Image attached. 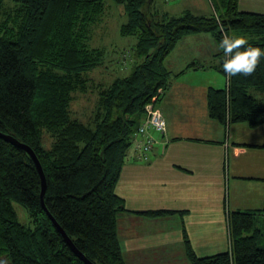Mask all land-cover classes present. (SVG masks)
<instances>
[{
  "label": "trees",
  "instance_id": "trees-1",
  "mask_svg": "<svg viewBox=\"0 0 264 264\" xmlns=\"http://www.w3.org/2000/svg\"><path fill=\"white\" fill-rule=\"evenodd\" d=\"M5 1L0 0V132L33 147L47 191L44 209L33 158L0 137V264H87L49 212L94 264H126L118 226L127 209L116 185L145 105L156 104L168 86L164 59L185 34L206 31L219 42L232 31L264 53V14L241 11L238 0H212V15L152 12L154 0ZM108 1L124 6L128 22L120 32L136 36L139 62L130 75L104 85L85 73L104 56L88 40ZM219 55L223 61L222 49ZM221 72L226 74L223 67ZM92 88L98 89V102L83 121L73 104ZM251 88L264 91V55L253 74L228 77L227 88L209 89V115L224 123L262 124L264 103ZM44 135L51 138L49 147L42 145ZM227 216L230 247L216 255H197L184 228L189 264H264V204Z\"/></svg>",
  "mask_w": 264,
  "mask_h": 264
},
{
  "label": "crops",
  "instance_id": "crops-1",
  "mask_svg": "<svg viewBox=\"0 0 264 264\" xmlns=\"http://www.w3.org/2000/svg\"><path fill=\"white\" fill-rule=\"evenodd\" d=\"M238 6L264 14V0ZM171 8L164 12L179 14ZM218 45L211 32L185 34L164 59L170 76L158 101L166 134L153 131L158 142L146 161L132 147L116 185L127 209L118 226L126 264H189L184 228L197 255L226 252L228 212L264 204V122L209 115V89L228 86ZM249 93L264 103V91Z\"/></svg>",
  "mask_w": 264,
  "mask_h": 264
},
{
  "label": "rangeland",
  "instance_id": "rangeland-1",
  "mask_svg": "<svg viewBox=\"0 0 264 264\" xmlns=\"http://www.w3.org/2000/svg\"><path fill=\"white\" fill-rule=\"evenodd\" d=\"M173 1L174 0H171V2L166 0H154L151 5V11L154 12L157 10L161 14L164 11L170 10L172 7L171 12L173 10L180 14L183 8L190 7V10L193 13L199 15H212L214 13L213 8L211 7L212 0ZM175 2L178 4H175V6L170 5ZM5 4L9 6L12 5V2L10 0H6ZM99 19L98 23H95V25L91 27L89 33L91 38L88 41L92 48L103 49L104 56L100 65L91 68V70H86V72L89 71V73H85V76L87 75L89 78L95 79V84L101 82L104 85H109L120 77L130 75L132 70L136 67V63L139 62L134 51L137 38L135 35L124 36L122 32H120L121 26L128 22L126 10H124L123 5L108 1L104 13L99 17ZM233 33L234 32L230 31V35ZM120 62L121 64H119ZM97 93L98 89L92 88V90L87 93V98L80 95L76 98V102L73 106L74 110L79 112L76 116H78L81 120L85 121V116L96 107L98 102ZM156 107L160 109L162 108L159 101L156 102ZM154 133L161 132L155 130ZM50 141L51 138L44 135L42 138V145L49 147ZM129 153L132 154V147L130 148ZM18 209H21V206H19ZM20 217L21 220H23L24 216L20 214ZM260 219L263 220V216H261ZM259 225L263 228L264 233L263 222H260ZM260 245H264V235L260 238L259 246Z\"/></svg>",
  "mask_w": 264,
  "mask_h": 264
},
{
  "label": "clouds",
  "instance_id": "clouds-1",
  "mask_svg": "<svg viewBox=\"0 0 264 264\" xmlns=\"http://www.w3.org/2000/svg\"><path fill=\"white\" fill-rule=\"evenodd\" d=\"M245 45L248 46L245 47ZM218 47L223 51L222 67L228 77L239 74L244 76L253 74L260 57L264 55L260 48L249 45L246 38L235 33L229 35L224 32Z\"/></svg>",
  "mask_w": 264,
  "mask_h": 264
},
{
  "label": "built area",
  "instance_id": "built-area-1",
  "mask_svg": "<svg viewBox=\"0 0 264 264\" xmlns=\"http://www.w3.org/2000/svg\"><path fill=\"white\" fill-rule=\"evenodd\" d=\"M142 120L143 121L137 127V134L133 142L135 153H138L140 158L146 161L149 159L151 150L158 142L154 137L153 131L156 130L165 135L167 131V121L164 119L161 110L156 107L155 103H148L145 105L144 118Z\"/></svg>",
  "mask_w": 264,
  "mask_h": 264
},
{
  "label": "water",
  "instance_id": "water-1",
  "mask_svg": "<svg viewBox=\"0 0 264 264\" xmlns=\"http://www.w3.org/2000/svg\"><path fill=\"white\" fill-rule=\"evenodd\" d=\"M0 137L5 138L6 140L10 141L11 143L22 147L23 149L25 148L29 155L31 156V158H33L34 162L36 163L37 169H39V173H40V177L42 179V193H41V202H43V207L44 209H46V205H45V201H44V196L46 194V186H47V179L45 177V172L44 169L42 168V164L40 159L37 157L36 152L34 151L33 147H31L30 145H28L27 143H22L20 142L16 137L7 135L3 132H0ZM47 211V210H46ZM50 217L53 220V223H55V225L57 226L58 230L61 231V233L64 235L66 241L68 244H70L71 247H73L74 251L76 252L77 255H79L80 257H82L83 260H85L87 262V264H94L87 256L82 255L80 253V251L77 249L76 245L73 243V240H71V238L69 237V235L65 232V230L63 229V227L61 226V224H59L57 222V220L55 219V217H53V215L49 212Z\"/></svg>",
  "mask_w": 264,
  "mask_h": 264
}]
</instances>
